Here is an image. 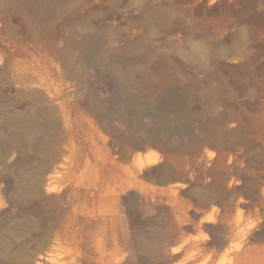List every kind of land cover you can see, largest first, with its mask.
<instances>
[{"label":"rangeland","instance_id":"374dc122","mask_svg":"<svg viewBox=\"0 0 264 264\" xmlns=\"http://www.w3.org/2000/svg\"><path fill=\"white\" fill-rule=\"evenodd\" d=\"M90 1L0 0V116L38 114L33 135H55L45 158L0 117V264H264V0ZM147 9L164 21L149 38ZM36 164L45 189L60 175L84 194L58 214L67 240L43 244L8 202Z\"/></svg>","mask_w":264,"mask_h":264},{"label":"bare ground","instance_id":"6f19581e","mask_svg":"<svg viewBox=\"0 0 264 264\" xmlns=\"http://www.w3.org/2000/svg\"><path fill=\"white\" fill-rule=\"evenodd\" d=\"M81 1H83V0H81ZM89 1L90 0H84V3L88 4ZM115 1L112 0L111 5H113V7H114V5L116 6L115 3H118V1H116V2ZM98 5H100V4H98ZM81 6L83 7V5H81ZM111 10L112 9H108L106 12L110 13ZM153 11L148 10V9L143 10L141 13V17H140L141 18V25L144 28L142 34L148 38L151 36H155L159 31H161L163 29V23L162 22H164V21H159V18H157V16H156V14H158V13L153 12ZM85 15H88V14L86 13ZM95 15H97V14H95ZM116 17H114V19H116ZM93 19H94V17H93ZM120 24H122L121 20H115L114 33H113L114 40L113 41H115L116 44H119L123 41ZM172 31H173V29H169V32H172ZM160 38L158 37V39H160ZM115 42H113V43H115ZM188 45H189V51H188V53H186L187 56L191 57V60H193V62L195 64H197L198 66H200L201 68H203V69L206 68L207 62H209V59L212 57V54L209 51L208 47L201 40L189 41ZM121 47H122V45H121ZM116 48H117V45H116ZM126 50H128V51L131 50L129 45H128V48H126ZM207 72H209V71H207ZM172 100H170V101H172ZM0 117L2 119L3 133H6V135L8 137L12 138L14 136H18L20 133H23L24 132L23 130L26 129V131H28V132H26L25 135L21 134L20 136H25L23 138H25V140L27 139V141L30 143L31 147L35 150V152H37L40 155H43L45 158L48 156V154L50 153V147L54 144V136L55 135L52 132L47 133L43 130L42 131L45 132V135L42 138H36L37 133L35 135H33L35 131H38V129H44V127L41 124L42 118H40L38 114L29 113V116L26 117L25 114L4 112L3 115ZM169 117H170V115H168L166 113L164 115V117L160 116V119H161V121L162 120L166 121L169 119ZM21 131H23V132H21ZM38 137H40V136H38ZM23 143L26 144L27 142L26 143L23 142ZM30 145L28 144V146H30ZM42 166H37V164H36V167L32 170L26 169V170H22V171H19L18 173H16V185L11 191L12 192V194L10 196L11 198L8 199V202L11 205L16 206L20 210V213L23 216L26 214L27 210H30L36 214V218L34 219L32 226L34 228V231L37 234L38 233L43 234V236L40 237V241L43 242V244L49 240L50 234L55 235L56 239L58 241L67 240V237L70 235L69 233L73 234L74 232L70 231V230H72V228H71V226H69V224L66 225L64 223H60L61 220L58 218V214H59V212L66 211L68 208L72 207L73 203H75V204L78 203V206H81V199H82L84 194H82V192L80 190H78V188H76V187L74 188L73 184L67 183L68 181H67L66 176H60V175H59L58 179L62 181V184L55 185L53 187L45 189L43 186L44 181H45V179H44V168ZM119 191H121V189ZM98 195H99V193H97V192H90V193H88V195H86V197L83 198V202L85 203L87 208H89L91 210V212L95 211V206H96V203L98 202ZM70 197L73 199V201H70ZM114 202H115V200H114ZM90 210H89V212H90ZM84 221H85L84 223L86 224V220H84ZM89 221L91 223V220H89ZM76 222H78V221H76ZM89 224H88V226H91ZM96 225H98V224L96 223ZM79 226L77 228H79ZM99 226H97V227H99ZM89 231H90V229H89ZM91 234H92V236L94 235L93 233H91ZM71 239H73V238H71ZM74 239H75V237H74ZM75 241H77V240H74V242ZM96 242L94 245L97 247L96 244H98V243H96ZM83 244H87V242H85ZM98 248H99V246H98ZM76 256H78V255H76ZM79 257H81V256L79 255ZM82 257H83V255H82ZM83 258L86 260V259H89V256L87 258H85V257H83ZM81 261H83V259L68 256V259H65L62 262L58 263L57 260L52 255L46 254L45 256H39L36 259V261L31 263V264H88L87 260H86L87 262H84V263H81Z\"/></svg>","mask_w":264,"mask_h":264}]
</instances>
